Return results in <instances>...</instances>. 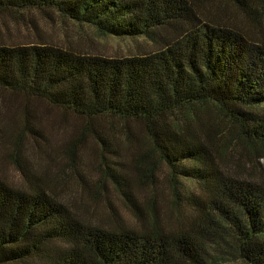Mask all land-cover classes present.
<instances>
[{"label":"trees","instance_id":"trees-1","mask_svg":"<svg viewBox=\"0 0 264 264\" xmlns=\"http://www.w3.org/2000/svg\"><path fill=\"white\" fill-rule=\"evenodd\" d=\"M197 1L0 0V15L15 20L34 13L154 48L106 58L0 44V91L83 120L80 139L99 136L97 120L119 124L127 140L137 126L190 218L143 232L87 224L35 183L16 144L10 159L27 188L0 180V264H264V0H223L245 26L219 22ZM227 159L248 176L226 169ZM110 180L136 212L129 177Z\"/></svg>","mask_w":264,"mask_h":264},{"label":"rangeland","instance_id":"rangeland-1","mask_svg":"<svg viewBox=\"0 0 264 264\" xmlns=\"http://www.w3.org/2000/svg\"><path fill=\"white\" fill-rule=\"evenodd\" d=\"M197 3L211 11L219 22L245 26L241 16L223 0ZM22 20L0 15V44L47 42L79 54L106 58L144 55L154 49L142 38L103 37L88 26L57 18L47 20L30 13ZM249 31L251 36L257 33ZM25 121L30 132L24 129ZM84 123L43 102L0 91V180L13 188H27L10 159L17 144L29 173L36 176L32 177L35 183L87 224L111 231L143 232L152 221L169 230L189 222L188 212L173 201L165 166L158 162L137 126H129L127 140L119 124L97 120L93 127L99 136L83 133L80 139ZM258 164L263 167L264 162L259 160ZM222 165L238 176H248L245 169H236L230 159ZM150 166L154 170L149 174ZM247 168L257 174L254 162ZM116 174L129 177V188L127 184L125 190L131 195L136 212L112 186L110 176ZM179 188L197 196L192 183L184 182Z\"/></svg>","mask_w":264,"mask_h":264}]
</instances>
